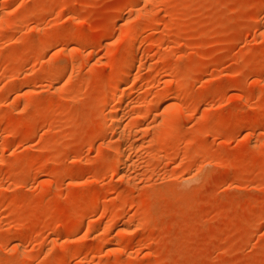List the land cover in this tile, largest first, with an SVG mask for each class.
<instances>
[{"label":"rangeland","instance_id":"1","mask_svg":"<svg viewBox=\"0 0 264 264\" xmlns=\"http://www.w3.org/2000/svg\"><path fill=\"white\" fill-rule=\"evenodd\" d=\"M262 3L0 0V264H264Z\"/></svg>","mask_w":264,"mask_h":264},{"label":"bare ground","instance_id":"2","mask_svg":"<svg viewBox=\"0 0 264 264\" xmlns=\"http://www.w3.org/2000/svg\"><path fill=\"white\" fill-rule=\"evenodd\" d=\"M263 5H264V3H262ZM259 5V8L260 7H262L263 5ZM131 42V41H130ZM136 47H135V45H134V43L132 42L131 43V45L129 46V54H130V57H129V59L127 60V61H125V66H123V71L122 72H120L117 76H116V83L120 86V85H122L123 83H125L126 81L128 82V81H130V83L132 84V83H134V82H137L138 81V79L136 80L135 78H130V74L128 73V70L130 69H127L129 66H131L132 64H133V62H135V57H136ZM61 58V57H60ZM59 58V59H60ZM65 58V57H64ZM67 58V57H66ZM64 60V59H63ZM66 60V59H65ZM59 62L58 63H56L55 64V61H54V65L52 64L51 65V67L52 66H54L53 68H50L51 69V71H50V74L52 75V73H54L56 76H58V74H60L62 71H64V69H65V64H66V62L64 63L63 61H60V60H58ZM67 61V60H66ZM134 65V64H133ZM132 67V66H131ZM53 69V70H52ZM132 69V68H131ZM53 71V72H52ZM66 71V70H65ZM131 73V72H130ZM54 75V76H55ZM126 82V83H127ZM125 89V88H124ZM126 90V89H125ZM125 90H123V92H122V94L120 95V101L122 102V104H123V102L124 101H126V92H125ZM108 91H110V90H108ZM127 91V90H126ZM114 92V91H113ZM110 94V93H109ZM115 95V93H111L110 95H108L107 94V96L108 97H104V101H106V102H108V100L109 99H111L112 98V95ZM106 95V94H105ZM163 95V94H162ZM162 95H160V96H162ZM159 96V95H158ZM157 96V97H158ZM111 97V98H110ZM156 97V96H155ZM154 98V97H153ZM162 99V98H161ZM166 99V98H165ZM112 100V99H111ZM159 100V99H158ZM153 101V100H152ZM155 101V100H154ZM164 101V100H163ZM162 102V101H161ZM188 111V110H187ZM118 113H119V111H118ZM174 115V114H173ZM171 116V115H170ZM174 118V117H173ZM107 119V118H106ZM116 116L114 115L112 118H111V120H112V122H111V124H113V122L114 121H116ZM109 120V119H108ZM109 123V122H108ZM108 125H110V124H108ZM111 128V127H110ZM126 144H128V143H126ZM117 152H116V154H117V157H118V159L121 161L122 159H123V157L125 158V156H123L124 155V153H126L125 152V150L124 149H122V147H121V145L118 147L117 146ZM116 157V158H117ZM119 160H118V163H119ZM129 160V159H128ZM123 162H124V160H122ZM125 162H126V160H125ZM126 165V164H125ZM196 175V174H195ZM185 178V177H184ZM195 177L194 176H191V177H189V178H186V180H189V181H192L193 179H194ZM185 180V181H186ZM18 240H20V239H18ZM18 245V244H17ZM20 246V245H19ZM58 257V256H57ZM56 258V257H55ZM55 258H54V262H55ZM63 259V258H58V259H56L58 262H59V264H62L63 262H61V260ZM64 261V260H63Z\"/></svg>","mask_w":264,"mask_h":264}]
</instances>
